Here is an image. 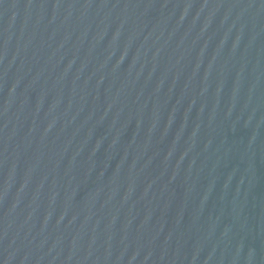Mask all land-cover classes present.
<instances>
[{"label": "water", "instance_id": "95a60500", "mask_svg": "<svg viewBox=\"0 0 264 264\" xmlns=\"http://www.w3.org/2000/svg\"><path fill=\"white\" fill-rule=\"evenodd\" d=\"M0 264H264V0H0Z\"/></svg>", "mask_w": 264, "mask_h": 264}]
</instances>
